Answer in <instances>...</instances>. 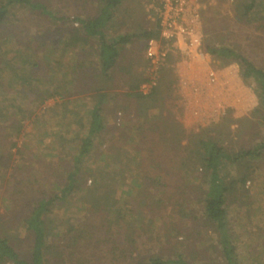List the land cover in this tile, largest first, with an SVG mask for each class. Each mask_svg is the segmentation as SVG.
Instances as JSON below:
<instances>
[{"label": "rangeland", "instance_id": "374dc122", "mask_svg": "<svg viewBox=\"0 0 264 264\" xmlns=\"http://www.w3.org/2000/svg\"><path fill=\"white\" fill-rule=\"evenodd\" d=\"M44 1L60 14L81 12L92 15L96 9L93 0ZM193 1L199 13L200 47L171 50L158 67L156 72L161 68L163 73H158V77L162 75V114L168 120H171V116L177 118L186 129L195 131L198 127L219 121L226 109L231 107V115L220 126L226 134V143L233 147L244 140H264V120L255 124L252 120L230 122L249 116L258 103L253 89L239 77L238 65L225 64L203 48L205 42L230 46L264 69V0L248 13L242 9L244 0ZM155 4L154 0H122L116 14V29L110 31L109 35L139 33L145 28H153ZM18 15L19 20L10 29L18 31L25 26L41 33L36 36L35 42L34 39L29 41L26 33H22L17 42L14 38L10 40L17 49L8 53L4 51L0 56V61L7 62L8 73L16 65L12 60H19V53L25 54V58H30L31 53L37 50L43 53L50 39L55 37L46 33V29L57 26L35 11L19 10ZM64 28L62 24L60 29ZM55 32L59 37L60 33ZM142 43L143 39L132 37L123 45L117 67L112 70L116 82L128 76L126 72L132 75L143 73L146 77L150 74L151 65L145 57ZM47 56L51 58L50 54ZM72 58L75 59V55L56 63L68 70ZM35 61L36 71L46 75L44 84L34 79L29 85H21L23 88L14 91L5 85L6 94L0 90V233L7 235L9 242L23 254L28 252L29 239L24 237L22 217L28 211L30 201L39 198L44 191L47 194L58 191L65 183L66 170L71 167V153L75 150L69 140H73V133L65 132L62 120H65L68 128L78 125L72 116L66 114L62 118L64 110L58 105L62 96L45 100L39 97L44 93V88L52 87L53 78L58 73L54 69H47L48 65L41 56ZM119 67H122L124 74L120 73ZM97 70L91 72L94 74ZM210 70L215 73L214 81L208 75ZM186 76L193 81L184 83L182 79ZM193 83L194 87L190 88ZM195 84L216 86L211 96L202 97L200 101V94L194 92L198 89ZM88 87V83L81 85L78 79L72 78L67 88L60 92L70 98L71 103H78L82 98L78 95L79 90L88 91ZM124 90L126 86L121 85L115 94H110L105 100V127L80 165L78 183L72 193L64 201L57 202L47 215L46 232L60 255L58 260L51 258V264H135L137 259L133 261L131 256H119L120 249L126 243H118L115 259L109 252L113 248L110 242L99 246L97 253L83 243L80 231L83 227L90 230V238L102 232L109 236L115 228V222L104 220L87 205L93 190L97 194L107 193L118 203L116 205L122 212L129 211L131 206L138 208L141 216L131 215L127 218L132 228H138L132 232L137 237L139 252L132 251L136 257L159 252L173 256L181 252L189 264H223L216 230L202 216L200 179L197 175L193 176L196 171L192 165L186 167L191 172H188L187 178L191 183L177 191L174 188L180 178L179 171L166 163L171 167L168 169L172 173L170 179L166 177V184L154 182L157 180L154 174L159 170L156 162L171 158L174 164L177 153L168 151V158L160 156L161 152H157L153 144H147L153 138H144L146 126L139 121L131 99L121 93ZM114 110H117L116 114ZM15 125H18V130H13ZM60 133L65 135L67 141L57 145L54 140L56 134ZM153 137L155 140L158 138L156 133ZM150 147L152 152L149 151ZM136 149L141 150V155H134ZM116 151H123L125 158L130 153V164L125 165L123 160L119 165L128 170L127 179L120 180L116 173L120 171L114 170L113 154ZM252 161L255 170L246 184L245 193L236 192L228 205L229 231L243 264H264V154ZM106 162L109 164L107 169ZM140 185L148 188V191L142 189L141 194H135V186ZM161 191L164 192L163 196H153ZM146 192L151 193L153 199L147 197ZM149 225L151 230L148 231ZM174 229L179 232L177 236L167 238V232L175 234Z\"/></svg>", "mask_w": 264, "mask_h": 264}, {"label": "trees", "instance_id": "16d2710c", "mask_svg": "<svg viewBox=\"0 0 264 264\" xmlns=\"http://www.w3.org/2000/svg\"><path fill=\"white\" fill-rule=\"evenodd\" d=\"M261 1L244 0L242 5L244 13L250 12ZM93 2L96 8L94 14L87 15L77 12L71 15L54 11L44 0H0V56L4 51L8 53L17 49L16 45L10 42L11 39L13 40L14 38L17 42L21 34L26 33L28 40L34 39L35 42L36 36L41 33V31L37 32L25 26H22L18 31H15V28L10 29L19 20V10L35 11L40 15L46 16L57 25L56 28L46 29V33H51L55 37L50 39L43 53L37 50L31 53L30 58H25V54L19 53V60H12L15 61L13 64L16 65L9 73L7 72V62L0 61V90L3 94H6L5 85L9 90L13 89L14 91L22 87L21 85H29L34 79L44 84L46 75L36 71L35 59L41 56L45 64L48 65L47 69H54L53 71L58 74L53 78L52 87L50 89L44 88V93L39 97L45 100L56 95L62 96L58 104L64 110L62 118L67 114V116L74 117V121L78 123L77 126L68 128L65 120H62L65 132L73 133V140H69V144L75 150V152L71 153V167L66 170L65 183L58 188V191L48 194L44 191L39 198L32 199L28 211L23 214L24 237L29 239L28 252L26 254L20 253L17 247L9 242L7 235L0 233V264H51L50 260L54 258L58 260L60 258L57 247L51 241V236L46 232L47 215L57 202L64 201L72 193L78 183L80 165L84 158L89 155L95 138L98 137L105 127L106 111L103 106L104 102L110 94H115L116 89H119L121 85L126 86V90L121 93L131 99L139 121L146 126L144 138H153L147 144H153V148L157 152H161L160 156L168 158L166 154L169 155V152L171 154L177 153L174 164L171 158H163L162 161L158 160L156 162L159 170L154 174V178L157 179L154 182L160 183L162 181V183L166 184L168 181L166 177L170 179L169 175L172 174L168 170L171 169L169 165L171 164L177 168L179 171L178 177H180H177L178 182L175 184L174 189L177 191L182 190L191 183L187 179L189 177L188 172H191L186 167L192 165L196 171L193 176L197 175L196 177L200 179L202 195L199 202L202 203V216L216 230L222 263L243 264L231 239L228 205L230 200L235 198L236 192L245 193L246 184L255 170L252 160L264 154V140L254 139L251 142L250 140H244L238 146L232 147L231 144L229 146L226 143V134L220 126H223L228 116L231 115V107L228 110L226 109L225 114L221 116L219 121L198 127L195 131L186 129L173 116H171V120H168L162 114L160 107L164 104L162 82L160 83L163 75L161 68L157 72L155 84L146 93L140 90V85L148 81V78L143 73L132 75V73L126 72L128 76L122 77L119 83L116 82L112 70L117 67L123 45L129 42L132 37L140 38L143 39L142 47L145 50L147 40L159 36L158 20H155L153 28H145L139 33L109 35L110 31L116 29L114 28L117 24L115 22L118 17L116 14L122 0H93ZM62 24L65 25L64 29H60ZM55 31L60 33L59 37L61 38L56 37ZM16 42L14 43L16 44ZM23 48L24 50L27 49ZM203 48L205 52L212 57L220 59L225 64L236 63L239 77L247 85H250L257 97L258 103L251 110L249 116L243 119L231 120L230 122L238 120H252L253 124L263 122L264 69L255 65L245 55L230 46L205 42ZM49 54L51 58H48L47 55ZM73 55L76 58H72L68 65V70H64L61 64L57 65L56 62L62 59L67 60ZM93 69L98 70L93 74L91 72ZM119 71L122 74L125 73L122 67H119ZM158 73H162V75L158 77ZM6 77H9V79ZM72 78L78 79L81 85L84 82L89 84L88 91L79 90L78 95H81L82 98L78 103H71L72 100L66 98L60 92L61 89L67 88ZM114 113L116 114L117 110H114ZM1 121L0 123H2ZM240 124L238 123V125ZM13 130H18V125H15ZM154 133L158 136L156 140L153 137ZM62 134H56L55 144L58 145L67 141L65 140V135L63 136ZM3 136L6 137V135ZM0 138H2L1 135ZM149 151L152 152L151 147ZM140 153L141 150L136 149L134 155L136 156ZM122 154L123 151H116L115 155L113 154V167L114 170L118 169L120 171L116 172L120 180L128 178L126 174L128 170L120 168L119 165H122L123 160L125 165L126 163L130 164V153L127 154L126 158ZM166 163L169 164L167 165ZM105 165L107 169L109 164L106 162ZM142 189L145 190L146 188L144 189V186L141 185L135 186L134 193L141 194ZM146 190L148 191V188ZM93 192V195H89L87 199L89 208L98 213L104 220L115 222L114 232L109 236L102 232L101 235H93L90 238L91 234H88L90 230L86 229V227H80L83 243L93 249L94 253H97L99 246H105L104 243L110 242L113 244V248L109 252L112 258L115 259L116 253H118L115 250L118 243L120 245H122L121 243H126V246L123 245L122 249H120L119 256L122 255L124 258L131 256L133 261L137 259L134 262L135 264H189L181 252L175 253L173 256H166L160 252L147 256L139 254L136 257L133 255L132 251H138V246L136 245V233L132 232L138 228L136 226L132 228L131 224L127 222V218L131 215H139L138 208L131 206L129 211L122 212V209L116 205L118 203L114 202L107 193L97 194L96 190H93ZM146 193L147 197L153 199V196H163L164 192L154 193L153 196L149 192ZM149 230H151L150 225L148 227ZM170 230L172 231V228ZM173 232L175 234L167 232L166 237L177 236V233H179L176 229Z\"/></svg>", "mask_w": 264, "mask_h": 264}, {"label": "built area", "instance_id": "2783aa9c", "mask_svg": "<svg viewBox=\"0 0 264 264\" xmlns=\"http://www.w3.org/2000/svg\"><path fill=\"white\" fill-rule=\"evenodd\" d=\"M159 36L147 40L144 54L151 65L148 81L140 85L146 93L155 84L157 69L164 63L167 53L181 48H199L200 33L198 30L199 13L193 0H154ZM202 55V52H201ZM211 81L215 73L208 72Z\"/></svg>", "mask_w": 264, "mask_h": 264}, {"label": "crops", "instance_id": "0c3cea01", "mask_svg": "<svg viewBox=\"0 0 264 264\" xmlns=\"http://www.w3.org/2000/svg\"><path fill=\"white\" fill-rule=\"evenodd\" d=\"M181 75V74H180ZM182 76V75H181ZM182 77H185V76H182ZM182 81L184 82H187V81H193L191 78H189V76H186V78H183L182 79ZM184 82V83H185ZM187 83H189V82H187ZM194 85V83L190 86V88L192 87H194L193 86ZM207 85H208V83H207ZM198 86V89H195V91L194 92H196L197 94H200V95H198L199 96V99L200 98H205V97H207V96H211V94L213 93V90H215V86H211V85H209L208 87H205L204 85H202V84H195V87H197ZM201 87H203V89H201ZM217 88V87H216ZM193 92V93H194ZM200 101H201V99H200ZM191 103V102H190ZM199 112V111H198Z\"/></svg>", "mask_w": 264, "mask_h": 264}]
</instances>
